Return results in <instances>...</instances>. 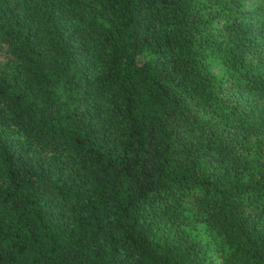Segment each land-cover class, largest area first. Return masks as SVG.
Segmentation results:
<instances>
[{
	"label": "trees",
	"instance_id": "16d2710c",
	"mask_svg": "<svg viewBox=\"0 0 264 264\" xmlns=\"http://www.w3.org/2000/svg\"><path fill=\"white\" fill-rule=\"evenodd\" d=\"M0 264H264V0H0Z\"/></svg>",
	"mask_w": 264,
	"mask_h": 264
}]
</instances>
